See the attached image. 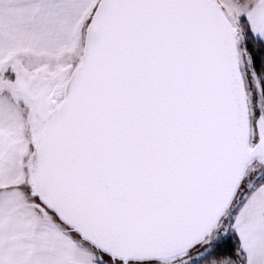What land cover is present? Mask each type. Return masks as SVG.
<instances>
[{
	"label": "snow or ice",
	"instance_id": "6c2138e0",
	"mask_svg": "<svg viewBox=\"0 0 264 264\" xmlns=\"http://www.w3.org/2000/svg\"><path fill=\"white\" fill-rule=\"evenodd\" d=\"M0 264H264V0H0Z\"/></svg>",
	"mask_w": 264,
	"mask_h": 264
}]
</instances>
